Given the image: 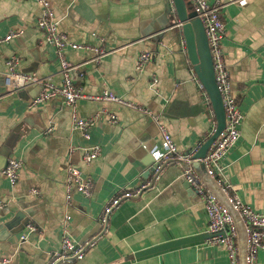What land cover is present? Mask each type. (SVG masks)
Listing matches in <instances>:
<instances>
[{
	"label": "crops",
	"instance_id": "1",
	"mask_svg": "<svg viewBox=\"0 0 264 264\" xmlns=\"http://www.w3.org/2000/svg\"><path fill=\"white\" fill-rule=\"evenodd\" d=\"M50 1L60 29L72 40L99 44L91 36L96 33L106 38L104 46L112 48L99 62L90 61L89 52L67 48L66 58L79 65L72 72L75 83L91 96L113 91L153 115L111 100L83 98L77 102L79 116L98 115L87 141L73 128L72 109L61 98L31 107L41 84L8 91L6 59L13 56L19 58L22 72H35L58 84L63 75L57 48L44 42L37 27L41 7L33 0H0V37L21 31L0 49V260L45 264L61 247L68 214L69 232L77 243L96 240L77 264H230L223 245H207L205 240L135 256L143 249L207 232L203 199L182 178L184 166L179 162L166 166L153 189L125 200L112 213L106 232L98 220L106 202L121 188L148 177L154 148L163 146L160 124L181 153L210 139L212 101L219 97L212 67L207 60L200 63L199 72L194 69L175 28L180 23L177 10H170L168 0ZM225 1L223 49L244 119L241 138L221 165L231 192L264 212V0H248L245 5ZM189 10L193 17L191 5ZM146 50L152 59L140 72L136 60ZM111 113L116 114V123L110 122ZM49 128L52 131L47 132ZM94 143L100 144L101 154L87 165L81 148ZM10 157L23 160L15 185L3 174ZM69 162L93 178L91 198L75 194L66 202ZM195 169L210 182L198 161ZM29 225L37 229L29 231ZM255 264H264V245Z\"/></svg>",
	"mask_w": 264,
	"mask_h": 264
},
{
	"label": "built area",
	"instance_id": "2",
	"mask_svg": "<svg viewBox=\"0 0 264 264\" xmlns=\"http://www.w3.org/2000/svg\"><path fill=\"white\" fill-rule=\"evenodd\" d=\"M42 9L41 16L37 20V27L43 33L44 42L57 48L60 60V69L63 75L60 84L55 83L50 78L39 77L35 72H22L18 69L19 58L16 56L6 59L8 70L4 77L6 89L10 92L23 90L34 84H41L42 90L31 104L40 106L47 103L54 97L61 98L72 109L73 128L78 130L84 139L91 140V129L98 121V115L91 117H81L77 112V102L83 98L106 99L115 101L125 106L140 109L148 115L153 112L148 108L136 104L135 102L116 94L113 91L105 90L100 95L91 96L86 94L80 86L75 83L72 72L79 65L72 63L65 56V50L86 51L91 53L90 61L99 62L106 54L112 51L111 47L104 46L105 37H98L92 33V37L99 39V44L90 42H78L60 29L59 20L55 9L50 0H33ZM173 10H177L174 0H168ZM193 9V19L201 22L204 36L211 56V63L216 87L220 93L222 104L225 110V125L211 144L204 157H196L202 143L192 147L189 152L181 153L171 133L160 124L163 146L154 148V161L151 174L142 178L135 185L121 188L119 192L109 199L98 220L103 231H107L112 213L120 207L127 199L138 198L145 192L155 187L162 172L167 165L173 162L183 164L184 170L182 178L186 180L202 197L205 214L207 218V232L213 235L205 239L207 245H223L229 255L230 264H243V248L245 264H255L259 250L263 247L264 240V212L258 211L252 205L244 202L236 193L231 192V183L225 178L221 162L231 150L237 145L242 135V124L244 115L239 108L237 96L234 92L233 79L230 75L224 49L223 39L225 35V19L223 8L227 4L225 0H186ZM240 5L247 4L248 0H235ZM181 23H178L180 26ZM21 34L20 30H12L4 37H0V49L11 43V41ZM185 46V40H182ZM150 51H142L136 60V69L143 71L148 62L152 59ZM156 80H153V83ZM199 86L204 87L201 81ZM210 102V96L206 97ZM215 117L209 136L212 137L218 128L216 111L213 110ZM110 122L116 123V114H110ZM52 131L51 128L47 132ZM83 160L85 164H90L101 154L100 144L94 143L83 146ZM195 161L205 167L206 174L210 182H205L198 176L195 169ZM23 167V160L17 157H10L7 161L3 174L15 185L19 179L20 171ZM219 189L220 193L215 192L212 183ZM66 202L70 203L75 194H80L86 198H91L94 194V180L91 176L84 173L82 167L69 162L67 166L66 178ZM35 192V190H33ZM224 196V200L222 198ZM3 203L0 202V209ZM70 216L65 215L62 225V244L61 247L50 254L49 260L45 264H77L85 258L86 249L92 246L96 240H90L85 244L77 243L69 232ZM29 231L37 229L34 225L28 226ZM243 235V243L241 242ZM23 235L22 239H26ZM11 259L3 257L0 264H10Z\"/></svg>",
	"mask_w": 264,
	"mask_h": 264
},
{
	"label": "water",
	"instance_id": "3",
	"mask_svg": "<svg viewBox=\"0 0 264 264\" xmlns=\"http://www.w3.org/2000/svg\"><path fill=\"white\" fill-rule=\"evenodd\" d=\"M168 4H169L170 10H172L171 3H168ZM174 4L178 12L177 21L181 23L180 26H178V24H175V28L180 30L181 38L182 40L183 39L185 40V47L182 49L186 50V53L188 54L189 59L194 66V69L199 72L200 63L203 61H207V60L210 62V65L212 67L211 56H210L209 49L206 43V39H205V36L202 34L203 27H202L201 22L197 19L192 18L191 12L189 10V4L187 3L186 0H174ZM212 72H213V69H212ZM213 88H215L219 96L218 100L212 101L214 109L216 111V117L218 120V128H217L216 133L205 144H203L199 152L196 154V157H199V158L204 157L206 155L211 144L213 143V141L215 140V138L218 136V134L220 133V131L225 125V110L222 104L220 93L215 84L214 75H213ZM150 172L151 170H148V176ZM212 235H213L212 233L203 232V233L198 234L197 236L172 240L169 242H165L162 244L152 246L150 248L143 249L137 252L135 256L140 257V256L148 255V254L161 252V251L174 248V247H178L183 244L191 243L197 240H205L207 237H210ZM242 252H243V264H245L244 248Z\"/></svg>",
	"mask_w": 264,
	"mask_h": 264
}]
</instances>
